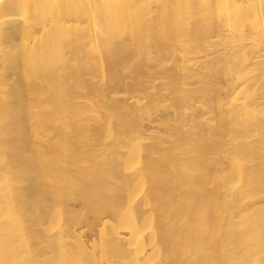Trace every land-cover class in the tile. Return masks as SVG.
<instances>
[{
    "label": "bare ground",
    "instance_id": "obj_1",
    "mask_svg": "<svg viewBox=\"0 0 264 264\" xmlns=\"http://www.w3.org/2000/svg\"><path fill=\"white\" fill-rule=\"evenodd\" d=\"M0 264H264V0H0Z\"/></svg>",
    "mask_w": 264,
    "mask_h": 264
}]
</instances>
